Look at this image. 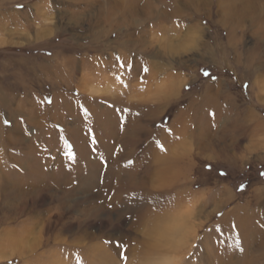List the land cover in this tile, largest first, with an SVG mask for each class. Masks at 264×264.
<instances>
[{
  "label": "rangeland",
  "instance_id": "374dc122",
  "mask_svg": "<svg viewBox=\"0 0 264 264\" xmlns=\"http://www.w3.org/2000/svg\"><path fill=\"white\" fill-rule=\"evenodd\" d=\"M104 2L0 0V264H264V0H135L141 18L146 4L176 17L111 28ZM253 2L260 13L249 12ZM146 106L156 109L143 115ZM141 112L151 134L132 171L148 157L156 169L167 156L183 160L148 180L156 195L185 197L138 223L141 209L122 215L77 185L84 159L94 173L113 159L81 152L101 146L96 136L112 125L118 132L102 137L116 143ZM74 129L88 138L82 150ZM98 178L117 186L106 172ZM152 238L158 249L145 251Z\"/></svg>",
  "mask_w": 264,
  "mask_h": 264
},
{
  "label": "bare ground",
  "instance_id": "6f19581e",
  "mask_svg": "<svg viewBox=\"0 0 264 264\" xmlns=\"http://www.w3.org/2000/svg\"><path fill=\"white\" fill-rule=\"evenodd\" d=\"M82 1H85L87 5H91V4H95L97 3V0H82ZM228 3H231L233 1H236V0H227ZM244 2V1H243ZM105 14L107 15V24L108 26L111 28V27H114L115 25L116 26H119V25H124L126 22L129 21V24H132L133 25L135 24H139L140 21L142 20H150L151 21H155V22H168L169 20V17L172 19V16L173 18L176 17V11L177 10H173L172 11V15H170L167 11L165 12L164 10H156V12L153 11V9H151L147 4H146V8H145V12H144V16L143 18H141V15H139L136 11V5H135V0H120V1H113V0H105ZM236 3V2H235ZM239 3V2H238ZM247 3V1H246ZM263 3V2H262ZM261 3V5H262ZM193 4V3H191ZM234 4V3H232ZM240 4V3H239ZM264 4V3H263ZM102 5V4H101ZM103 5V6H105ZM229 5V4H228ZM240 6V5H239ZM248 6V4H247ZM250 7H252L249 12L253 11V12H258L260 13V10L261 8L263 7H260L257 3L255 4V2L253 3H250L249 4ZM248 6V8H249ZM108 7V8H107ZM229 7V6H228ZM243 7V6H242ZM144 8V7H143ZM230 8V7H229ZM238 8V7H237ZM250 9V8H249ZM240 10V9H239ZM238 10V11H239ZM248 10V9H247ZM232 11V9H231ZM241 11V10H240ZM264 11V10H263ZM233 12V11H232ZM103 13V12H102ZM242 14V12H240ZM232 14V13H231ZM246 14V13H245ZM104 15V13H103ZM235 15V14H234ZM255 15V14H254ZM257 15V14H256ZM262 15V14H261ZM105 16V15H104ZM260 16V15H259ZM235 17V16H234ZM253 17V16H252ZM258 17V16H256ZM141 18V20H140ZM225 19V18H223ZM236 19V18H235ZM238 18L236 19V22H237ZM244 18L241 17L239 19V22L240 21H243ZM263 20V19H262ZM174 21V20H173ZM224 21V20H223ZM226 23V22H225ZM242 23V22H241ZM161 32H164V34H168V29H166V26L164 27H161ZM234 29V28H233ZM175 31V30H174ZM171 34V33H170ZM173 37V36H172ZM178 39V38H177ZM5 39L4 37H0V42H4L5 43ZM160 41V39H159ZM151 43V42H150ZM130 44H132L133 46L136 45V42H130ZM167 44V43H166ZM166 46V45H165ZM178 46V45H177ZM175 47L174 46V50H175ZM179 47V46H178ZM181 47V46H180ZM177 48V47H176ZM149 49V48H148ZM147 48L144 50V52H150L149 54L150 55H153V56H158L159 53H160V49H149L148 50ZM164 49V48H163ZM257 49V48H256ZM142 51V50H141ZM173 53V52H172ZM149 64H145L144 65H141L140 69H139V73H145V76L147 75L148 78L152 77L154 75V71H152V69L148 66ZM141 71V72H140ZM82 83L83 84H87L85 82V80L83 79L82 80ZM91 84V83H90ZM109 85V84H108ZM106 87V86H105ZM111 89V88H110ZM127 89V88H126ZM92 91H98V90H95V89H91ZM103 92V91H101ZM107 93V92H106ZM112 93V92H111ZM104 94V93H103ZM109 95V93H108ZM115 96V94H114ZM117 99V98H116ZM97 101V100H96ZM67 103V101H66ZM69 105V104H67ZM67 105H65L67 107ZM71 105H73L71 103ZM124 107H129V109L131 111H136L137 109V105L136 104H130L127 106H125L124 104ZM156 108L153 107V106H146L142 112H143V115H150L151 112H153ZM142 112L140 113V116L138 118V116H136L135 114L130 116V119L128 118L127 121H130L129 124L122 128L123 131H122V136L120 139H118V141H116L117 145L115 142H110L108 141V139H105L102 137V135H104L105 133L107 134H110V133H114L115 132H118L117 129L114 128V126L112 125V123L110 122V127L108 128H105L104 129V132H101V136L98 134L96 137L97 139H99V143L101 144V146L98 145V147L96 148V150L94 151H90L88 150L87 152H81V153H86L87 155H89L91 157V155L93 154H98V155H101L105 158H109V155L110 154H113V156L111 158H113L111 160V163L108 165V168H105L104 167H101L100 166V163H97L96 165L93 164L92 166L94 167V171H99V173H94L93 172V168L91 169L90 171V165L87 164V162L90 161V158H87L88 156H86L87 159H84L85 162H86V166H83L85 168L81 169L83 171V174L81 178L84 177V182L82 183V181L80 182V180H82L81 178L78 180V188L80 189H94V190H98V192L100 193L99 194V197L98 199H101L99 202L102 201V204L103 206L104 205H107L108 207L111 206V207H114L116 209H118L120 211V213L122 215H126L125 211H127V213H131V214H134L135 212H137L138 210L141 209V216L139 215V213H136L134 214L133 217L131 218H134V221L135 222H141L139 221L138 219L142 218V215H143V212H150V211H154L156 210L157 211V207L161 205V201L162 202H165L166 200H169L170 199H182L185 197V193H181L178 194V195H175V194H172L170 192V190H166L164 192L161 193H158L156 195V191L153 192V190L151 189V184H149V180H148V177L151 175H153L154 173L156 174H159L161 176H163L162 178L164 179L166 176H169L167 175L168 171L170 170V163H173V162H176V161H171L170 159H168V156L167 158H164L162 161V164L163 166H157L158 169H156V166L154 164L151 165V159L148 157L147 159V163H145V168L141 171H139L138 173H134L132 171V165H135L137 166L138 165V162H141V161H137V158L135 159L134 156H131L132 153H134V150L136 148V145L138 144V142L140 141L141 137L143 135H150L151 134V131L147 129V126H143L142 124H139L138 122L140 121V118H142ZM137 113V112H136ZM105 115V114H104ZM179 118V117H178ZM138 120V121H137ZM97 126V125H96ZM95 126V127H96ZM149 127V126H148ZM99 128L100 129H103L104 127L103 126H100L99 125ZM173 129V128H172ZM154 133V132H153ZM169 133V132H168ZM71 134H72V143L74 141L75 143V147L76 149L78 148V150H82L83 147H85V144L87 143V137L83 135V132L81 130H77V129H74L71 131ZM113 134V135H114ZM113 137V136H112ZM162 137V136H161ZM168 137V136H167ZM171 137V136H170ZM116 138V137H115ZM234 138V137H233ZM105 139V142L104 140ZM152 140V139H151ZM171 140V139H170ZM97 141V140H96ZM165 141V140H164ZM98 144V143H97ZM156 144V143H155ZM209 144H210V147L212 146V142L208 143V147H203V150L207 149V148H210L209 147ZM112 146V148H111ZM157 147V146H156ZM160 147V146H159ZM94 148V147H93ZM148 148V147H147ZM151 148V147H150ZM155 148V147H154ZM95 149V148H94ZM99 149V150H98ZM86 150V149H85ZM153 151V150H152ZM136 152V151H135ZM168 153V152H167ZM148 155H150L148 153ZM155 155V154H154ZM85 156V154H84ZM157 156V155H156ZM84 158V157H83ZM155 158V157H154ZM130 159H134V161H136L135 163H132ZM153 159V158H152ZM178 159V158H176ZM83 160V161H84ZM156 160V159H155ZM154 160V161H155ZM80 161V160H79ZM117 161V162H116ZM160 161V160H159ZM183 162L182 161H177L176 163L178 164ZM78 163V162H77ZM91 163V162H90ZM95 163V162H94ZM118 163V164H117ZM185 163V162H183ZM188 163V162H187ZM95 165V166H94ZM115 166V169L117 170V173L116 171H114L113 173L110 171L109 167L111 168L112 166ZM80 165H78L79 167ZM103 166V165H102ZM187 168V167H186ZM80 170V169H79ZM101 172H106V176L109 178V177H114V183H117V186L116 187H113L111 185V182L108 181L105 185H101V183L98 181V175L99 177H101ZM167 172V173H165ZM109 173V174H108ZM114 174V175H113ZM164 174L166 176H164ZM157 176V175H156ZM179 176V175H178ZM152 178V177H151ZM168 178V177H167ZM176 178V176H175ZM170 179H171V176H170ZM168 181V180H167ZM40 182V180H39ZM44 182V181H43ZM59 182V181H58ZM70 182V181H69ZM174 182V181H173ZM167 183V182H166ZM29 184V183H28ZM41 184V183H40ZM170 184V183H169ZM172 184V183H171ZM72 188V187H71ZM75 188V187H74ZM113 189H115V192L114 194L112 193ZM74 190V189H73ZM172 190V189H171ZM43 191V190H41ZM62 192V191H61ZM66 192V190H65ZM70 192V191H69ZM117 193V194H115ZM68 194V193H67ZM110 194V199H107V197L109 196ZM161 194V195H160ZM177 194V193H176ZM172 195V196H171ZM59 200H65L67 199V196H60L58 198ZM129 199H132V203H133V207L130 206V204L128 205V202H129ZM183 200V199H182ZM151 203L149 206L146 205V206H143L142 205V208H140V205L141 203L144 204V203ZM100 204V205H102ZM108 204H111V205H108ZM123 204V205H122ZM99 205V204H98ZM118 207V208H117ZM100 208V207H99ZM120 208V209H119ZM102 209V208H101ZM96 211V210H95ZM94 211V212H95ZM93 212V213H94ZM97 212V211H96ZM119 213V214H120ZM92 214V213H91ZM165 214V213H164ZM138 218V219H137ZM151 226V225H150ZM78 228H83L82 227V224H78L77 225ZM76 227V228H77ZM233 227V226H232ZM72 225H70L69 228H67L68 230L72 231ZM148 228V227H147ZM84 229V228H83ZM146 234V233H145ZM151 234V233H150ZM122 236H125L126 234L125 233H121ZM152 236V235H151ZM151 236L149 235V239L151 240ZM154 239L152 238V242L148 245L147 248H144L145 251H151L152 249H158L157 246L158 244L156 245V243L154 244L153 241ZM126 242V241H125ZM126 246V245H125ZM97 248V247H96ZM94 248L93 250H91L92 254L93 255H97L98 257L102 255V250H100L99 248ZM89 250V249H88ZM128 250V249H127ZM126 250V251H127ZM87 251V249H86ZM128 252V251H127ZM89 254V253H88ZM1 257V255H0ZM56 257V256H55ZM108 258V257H107ZM144 259V258H143ZM147 259V258H146ZM55 264V263H54ZM99 264H110V262H99ZM137 264V263H135ZM138 264H157V263H154L151 262V260H141L138 262Z\"/></svg>",
  "mask_w": 264,
  "mask_h": 264
},
{
  "label": "crops",
  "instance_id": "0c3cea01",
  "mask_svg": "<svg viewBox=\"0 0 264 264\" xmlns=\"http://www.w3.org/2000/svg\"><path fill=\"white\" fill-rule=\"evenodd\" d=\"M262 224L264 225V218H263V220H262Z\"/></svg>",
  "mask_w": 264,
  "mask_h": 264
}]
</instances>
